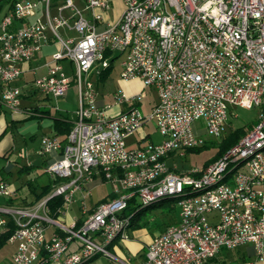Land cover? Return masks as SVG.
Returning a JSON list of instances; mask_svg holds the SVG:
<instances>
[{
	"label": "built area",
	"instance_id": "built-area-1",
	"mask_svg": "<svg viewBox=\"0 0 264 264\" xmlns=\"http://www.w3.org/2000/svg\"><path fill=\"white\" fill-rule=\"evenodd\" d=\"M52 0H13L8 13L0 19V101L12 113L20 110L22 88L13 81L22 73V65L48 41L46 30L52 32L57 44L47 63L45 74L34 77L29 85L46 96H63L73 83L78 91L76 117L63 142L57 134H43L37 153L51 156L44 170L58 179L48 197L60 195L67 206L76 191L82 192L81 208L85 206L83 171L92 164L112 163L116 173H102L117 188L124 182L150 180V191L134 192L118 198L87 220L82 233H73L75 223L56 221L45 202L30 207H5L0 214V235L14 228L7 242L16 245L11 264H26L35 256L36 248L48 247L43 264H77L90 260V255H111L104 249L105 237L118 234L119 221L124 219L130 202L134 205L154 194L178 192L209 182L227 171L236 157L252 150L255 141L264 138V123L255 133L239 142L227 154L226 164H213V172L194 178V169L183 171L186 181H165L156 186L158 170L176 169L167 163L152 165L138 175H120L117 160L137 163L139 159L159 153L165 144H183L189 138L202 139V133L223 135L234 106L258 108L264 113V98H258L260 82H264V0H123L124 9L118 21L97 29L102 19L99 8H110L111 0H82L91 13L86 17L74 0H63L55 14L50 13ZM44 6L46 19L39 17L20 26ZM64 10L68 13L64 14ZM147 26L158 29V36L147 33ZM60 28L74 30L75 36L62 35ZM125 53L120 61L123 80L139 78L144 86L153 87L157 100L142 112L138 103L146 96L144 90L127 94L114 93L115 102L98 103L95 84L88 79L94 68L101 73ZM232 53V60H224ZM72 67V79L64 72L63 61ZM120 106L114 114L113 106ZM26 113L34 114L32 110ZM236 116V115H235ZM154 122L162 140L131 146L128 138L148 122ZM202 121V122H200ZM146 139V135L143 137ZM182 155V154H180ZM74 178L72 191L59 192V184ZM13 189L0 179V196H11ZM242 198L254 199V206L242 208ZM227 200H237V208H228ZM179 217H186L185 226L178 221L156 234L147 246L141 264H205L221 248L252 243L259 254L264 252V153L256 163L241 169L222 190L208 192L193 201L175 202ZM59 208V209H60ZM57 231L54 243L42 245L48 225ZM67 233L65 242H56V235ZM78 240L79 245L71 244Z\"/></svg>",
	"mask_w": 264,
	"mask_h": 264
},
{
	"label": "crops",
	"instance_id": "crops-1",
	"mask_svg": "<svg viewBox=\"0 0 264 264\" xmlns=\"http://www.w3.org/2000/svg\"><path fill=\"white\" fill-rule=\"evenodd\" d=\"M62 1L63 0L51 1L49 10L51 14L56 13L57 6L61 4ZM74 1L83 9L84 15L90 18L91 13L84 8V2L82 0ZM12 2L13 0H0V19L8 13L12 6ZM123 9V0H111L110 8L105 11L96 8L95 11L100 12L102 15V19L96 24L97 29H102L108 23L118 21L122 15ZM63 12L64 14L68 13L67 10H64ZM36 17H39L43 21L46 19L43 5H39L36 8L34 16L27 17L23 22L15 21L13 26H20L26 22L34 20ZM59 31L62 35H76L74 30L66 28H60ZM46 34L48 36V41L42 44L40 50L36 52L31 60L22 65L23 70L21 75L13 81L14 85L22 88L20 110L12 113L4 107L0 101V179L5 180L9 184V187L14 191L11 196H0V214L1 209L5 207H30L36 203L45 202V198L48 197V194L57 182L53 183L50 191L40 199L34 200L33 194L35 191H40V188L43 185H46L53 180L50 175L45 172L44 168L50 159L58 156V153H53L51 156L38 154L37 148L39 139L43 134L53 133L57 134L62 139L63 136L59 135L55 129V119H66V121L70 122L72 125V121L76 117L77 107L74 111H70L68 114H63L57 109L54 110L47 105V102L56 98L50 95L46 96L29 85V82L34 77L46 73L47 63L50 61L52 53L57 48L52 32L47 29ZM65 63H67V66L72 70L70 63L66 60ZM58 98L59 97H57V99ZM98 103L101 104L104 102L98 101ZM114 107H116V110H114L113 113H110L109 109L108 113L114 114L120 109V106H113L112 108ZM27 110H32L34 114L26 113ZM143 128L144 127L137 131L139 133L135 137H132L131 135V138H128V144L133 146L137 143H143V141L148 138V133H144L146 139L143 138ZM175 154L176 153H171L166 157V162L168 158H173ZM27 167H30V169L27 170ZM21 168L22 171L20 170ZM25 175L26 177L23 178ZM43 175H47V180L39 183V179L42 178L41 176ZM104 181L106 180L102 178L101 174L94 173L92 177L85 182L84 191H88L84 198L87 211H91L98 203L105 201L112 196L113 189L103 197L92 196L95 185L98 182ZM81 195L82 192L76 191L73 195L72 201L67 206L62 208L59 207L60 209H57L55 217L60 214L61 217L68 222L67 224L81 222L84 217L81 208ZM149 207H146L145 209ZM174 207V211L168 210V207L166 206L148 209L147 212H149L150 215L155 211L160 210L161 212L168 214L169 218L165 222H160L154 225L150 221L148 214L144 213L142 217L139 218L138 224L134 226L131 225L127 231L126 238H116L108 245L107 248L111 255L98 254L81 264H141L147 246L152 238L159 232L163 231L167 225L178 221V208L175 204ZM48 213L50 214L49 209ZM9 226H14L13 221L10 218ZM56 231V225H48L45 230L46 238H50V236ZM6 243L7 257H4L0 261V264L12 263V255L15 251L16 245L10 242ZM78 245V240H74L71 244L72 248H76ZM45 264H59V262H48ZM205 264H264V252L259 256L254 245L247 242L233 248L219 249L212 258L206 261Z\"/></svg>",
	"mask_w": 264,
	"mask_h": 264
},
{
	"label": "bare ground",
	"instance_id": "bare-ground-1",
	"mask_svg": "<svg viewBox=\"0 0 264 264\" xmlns=\"http://www.w3.org/2000/svg\"><path fill=\"white\" fill-rule=\"evenodd\" d=\"M147 33H150L151 36H158V29L154 26H147ZM121 61H125V53ZM224 60H232V53H224ZM258 98H264V82H260V91H258ZM264 123V113H260L257 117L256 122L252 127L248 128L242 136L234 143L232 146L225 151L224 154H221L214 162L206 165L202 169H194V178H202V176L207 175V172H213V164H226L227 163V154L232 153V148H238L239 142L248 138V135L255 133L258 130V125ZM221 135H216L220 137ZM202 145V139L199 138H189V140L183 141V144H165L162 148L159 149V153H151L149 157H144L139 159L137 163H127V160H117V168H120V175L132 176L138 175L142 171H148L150 166L159 165L166 163V157L171 153L178 152L183 154V152L189 147H197ZM264 153V138L257 140L252 144V150H246L245 153L236 157V160L232 161L230 168L227 171L220 172L216 175L215 178L209 180V182L196 183L195 187L190 189H182L178 192H167V193H158L154 194L153 197L144 198L141 202H138L136 205L145 206L150 205L156 202L159 199L164 197H173L176 198V202L179 201H193L195 198H200L208 192L220 191L223 188V185H226L228 182H232L233 178H236L239 170L246 169L249 163H256L259 158L262 157ZM116 173V166L112 163L105 164H92L91 168L83 171V178L90 179L95 173ZM186 181V174H180L174 169H161L158 170V178H156V186H164L165 181ZM74 188V178H66V181L59 184V192L72 191ZM150 191V180H140L138 182H124L120 184L117 188H113L112 196L99 203L91 212H89L86 217L82 220L80 225L75 223L73 226V233H82L85 230V224L87 220H94L98 217V214H101L106 208H109L111 204L118 198H127L133 196L134 192H148ZM254 206V199L251 198H242V208H251ZM228 208H237V200H227ZM87 211V210H86ZM89 211V210H88ZM85 215V214H84ZM76 222V221H75ZM133 223L132 214H126L124 219L119 221V232L127 233L129 228ZM186 217H179L178 226H185ZM118 238V234H110V237H105L104 240V249H108L107 246L114 239ZM67 240V233L56 235V242H65ZM54 243V236L50 238L42 237V245H51ZM44 251L45 255L48 256V247L39 246L35 250V256L32 257L30 262L26 264H38L41 252ZM96 255H90V259ZM46 259V258H45ZM86 261H78L77 264H81Z\"/></svg>",
	"mask_w": 264,
	"mask_h": 264
},
{
	"label": "rangeland",
	"instance_id": "rangeland-1",
	"mask_svg": "<svg viewBox=\"0 0 264 264\" xmlns=\"http://www.w3.org/2000/svg\"><path fill=\"white\" fill-rule=\"evenodd\" d=\"M123 57H124L123 53H118V59L114 61V65L112 67V70L109 71L106 75L98 73L93 68L87 75L88 79L90 81H92L95 84V86L97 84V86H96L97 97L96 98L98 101H102L104 103H110V104L114 103L115 102L114 93L119 91V90L127 92V93H133V92H138L140 90H144L146 92V96L138 103V107L142 112H146L150 109L151 105L157 100L156 91L153 87L144 86L142 81L139 78H134V79H130V80H123L120 77L119 72H120L121 67H120L119 62L123 59ZM63 65H64L65 74L68 77H71V79H72L73 72H72L71 68L69 66H67V63H65V61H64ZM47 105L54 110H56V109L59 110L63 114H68L70 111H74L78 105L77 88L74 86L73 83H71L70 87L68 88V90L66 91V93L63 96H60L58 99L56 98V99L49 100V102H47ZM114 110H116V107L110 109L109 111H110V113H113ZM231 111L236 116L235 115L230 116L229 124L228 123L226 124V126H225L226 130L222 136L213 137V136H210L208 134L202 133V135L204 137V143L198 147H192V148H197L196 150H190L188 148L183 152L182 155H180L178 152H175L176 154L174 155V157L168 158L167 162H166V160H165V162L167 164H169L170 166L176 165V169H174V170L176 172L184 174V172H182V170L183 171H190L193 168H198V169L203 170L206 167V165L214 162L219 157H221V154H224L225 151L227 149H229L232 145H230V147H228L226 150H224L219 156H217L213 160L209 161L217 153L218 149L222 145L223 136L225 134H227L231 129H235L238 127H244L245 130H247L248 128H250V127H248V126H250V124L253 125L256 122L258 114H259V109L254 108V107L245 108V107L234 106ZM200 122H202V121H200ZM142 130H143V136H144V133L149 134L148 138L143 141L144 143L148 142L149 140L154 142V143H158L162 140V136L157 131L154 122H152V121L148 122V124H146ZM138 133L139 132H136L134 135H132V137H135ZM24 177H26V175L23 176V178ZM41 177L42 178L39 179V183L47 180V175H43ZM14 182H17V181H14ZM15 184H17V183H15ZM112 189H113V184L111 182H109V181L98 182L95 185V189L92 192V196L93 197H103V196H105V194L107 195ZM170 198L171 197H169L168 199H170ZM163 200L164 199H159L156 202H154L150 205H147L146 207H149L153 204H158L160 201H163ZM156 208H159V207L157 206ZM86 210L87 209H82V213L85 214L84 217H86V215L92 211V210L91 211H86ZM142 210H144L145 213L148 214L150 221L154 225L158 224L160 222H165L169 218L168 214H166L165 212H161L160 210L155 211L151 215L149 214V212H147L146 209H142ZM136 216L133 218L134 220H135ZM84 217H83V219H84ZM54 219L58 222H64L65 224L68 223L64 218L61 217L60 214L57 217H55ZM62 234H64V233H62ZM4 257H7V243L0 245V261Z\"/></svg>",
	"mask_w": 264,
	"mask_h": 264
},
{
	"label": "trees",
	"instance_id": "trees-1",
	"mask_svg": "<svg viewBox=\"0 0 264 264\" xmlns=\"http://www.w3.org/2000/svg\"><path fill=\"white\" fill-rule=\"evenodd\" d=\"M112 67H113V64L111 63L109 65V67H107L105 70H103L101 72V74L103 75H106L109 71L112 70ZM55 129L57 131V133L59 135H62V141L65 142L66 141V135L67 133L69 132V129L71 128V124L70 122L66 121V119H63V118H56L55 119ZM253 125L250 124V126L248 127H252ZM245 128L244 127H238V128H235V129H231L227 134H225L223 136V143L222 145L220 146V148L218 149L217 153L209 160H213L214 158H216L217 156H219L224 150H226L228 147H230V145H232L233 143L236 142V140L242 136V134L245 132ZM222 136V135H221ZM198 147V146H197ZM188 149V148H187ZM190 150H196L197 148H192V147H189ZM208 163V162H207ZM30 169V167H27V170ZM22 171V168L20 169ZM183 174V173H182ZM104 179V178H103ZM58 179H53L50 183L46 184V185H43L41 188H40V191L38 192H34L33 194V197H34V200H38L40 199L42 196L46 195L53 183L57 182ZM169 197H164L163 201H160L158 204H153L151 205L149 208H147L146 210L148 209H151V208H155V207H159V206H166L168 207V210L170 211H174L175 207H174V204L176 202V198H173L171 197L170 199H168ZM63 204V198L62 196L60 195H53V196H50L47 198L46 200V205L50 211V215L55 218L56 214H57V209L59 207H61ZM147 205L145 206H137V205H134V199L133 201L130 202V205L128 206L127 208V211H125L126 214H129L131 215L132 214V217L134 218L136 215V218L135 220L133 219V223H132V226L138 224V220L139 218L142 217V215L145 213L144 210L142 209H145ZM82 222V221H81ZM81 222H78L77 224L80 225ZM14 228V226H11L10 229L6 232H4L3 234L0 235V245L4 244L7 242V238L11 232V230ZM46 258V255L44 253V251L41 252V255H40V259H39V263L38 264H43V259Z\"/></svg>",
	"mask_w": 264,
	"mask_h": 264
}]
</instances>
